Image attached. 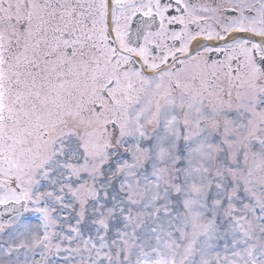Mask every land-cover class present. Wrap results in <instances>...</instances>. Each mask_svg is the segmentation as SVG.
<instances>
[{
	"label": "snow or ice",
	"instance_id": "obj_1",
	"mask_svg": "<svg viewBox=\"0 0 264 264\" xmlns=\"http://www.w3.org/2000/svg\"><path fill=\"white\" fill-rule=\"evenodd\" d=\"M0 264H264V0H0Z\"/></svg>",
	"mask_w": 264,
	"mask_h": 264
}]
</instances>
